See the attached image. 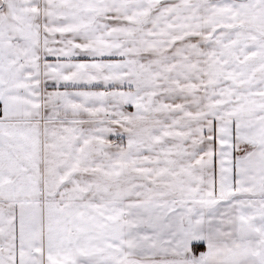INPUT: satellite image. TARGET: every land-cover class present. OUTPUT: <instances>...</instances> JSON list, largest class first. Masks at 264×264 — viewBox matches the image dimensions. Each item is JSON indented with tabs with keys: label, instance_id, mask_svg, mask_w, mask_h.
<instances>
[{
	"label": "snow or ice",
	"instance_id": "1",
	"mask_svg": "<svg viewBox=\"0 0 264 264\" xmlns=\"http://www.w3.org/2000/svg\"><path fill=\"white\" fill-rule=\"evenodd\" d=\"M0 264H264V0H0Z\"/></svg>",
	"mask_w": 264,
	"mask_h": 264
}]
</instances>
